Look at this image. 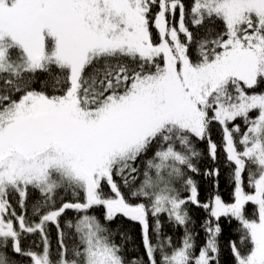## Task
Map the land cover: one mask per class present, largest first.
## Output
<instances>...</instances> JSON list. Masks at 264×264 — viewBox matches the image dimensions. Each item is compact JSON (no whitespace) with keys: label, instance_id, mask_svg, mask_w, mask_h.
<instances>
[{"label":"snow or ice","instance_id":"6c2138e0","mask_svg":"<svg viewBox=\"0 0 264 264\" xmlns=\"http://www.w3.org/2000/svg\"><path fill=\"white\" fill-rule=\"evenodd\" d=\"M223 219L233 264H264V0H0V264H220Z\"/></svg>","mask_w":264,"mask_h":264},{"label":"trees","instance_id":"16d2710c","mask_svg":"<svg viewBox=\"0 0 264 264\" xmlns=\"http://www.w3.org/2000/svg\"><path fill=\"white\" fill-rule=\"evenodd\" d=\"M213 139L217 141V143H220V133L219 130L216 127H213ZM198 150L201 152L205 151V145L203 142H196V145ZM219 159L216 161L215 166L220 169V176H219V192L223 195L224 199L226 201H230V194L233 191L232 183L230 180L231 175V168L227 165L225 161V155L223 151L219 152ZM148 157H151V153L148 154ZM143 167V164L140 165ZM199 166L201 170L209 167H213V162L208 160L207 158H202ZM199 187L200 191V198L204 200L208 194L212 191H215L216 189L214 186L210 183L209 179L204 177L203 175L200 176H194L193 177ZM119 180V177H117ZM70 194H65V198H69ZM251 207V206H249ZM19 210V209H18ZM95 215L100 216L103 213V209L97 208L95 212H93ZM27 215L29 217L32 216V204L29 202L27 206ZM74 213L69 211L66 213V219H72L74 217ZM192 215L195 219V228L196 231L199 232V235L197 236V244L198 246H203L204 240H205V234L203 230L200 228V224L205 217V213L202 210L199 209H193ZM63 219V218H62ZM163 222V229L162 233L167 236H171L173 241H178L182 236V230L173 228L165 218L162 217ZM112 228L114 233H116V240L117 242H121V238L119 233H126L128 239L124 241V248L126 250V256L128 258H142L146 260L145 256V250L142 244V235H141V229L140 225L131 221H128L126 218L118 217L115 222L112 224ZM222 235L220 238V246H221V252H220V264H233V257L231 255L230 251V242L235 240L239 242L240 238V232L238 230V222L235 220H232L229 222L227 219L222 220ZM35 237H27L24 241V244L26 246H32L33 240ZM49 239L52 245L53 252L55 251V248L57 247V230L55 226H49ZM69 244L72 243L71 240L68 241ZM16 259H21L17 257Z\"/></svg>","mask_w":264,"mask_h":264},{"label":"rangeland","instance_id":"374dc122","mask_svg":"<svg viewBox=\"0 0 264 264\" xmlns=\"http://www.w3.org/2000/svg\"><path fill=\"white\" fill-rule=\"evenodd\" d=\"M96 210H97V208L96 209H93L92 211L95 212Z\"/></svg>","mask_w":264,"mask_h":264}]
</instances>
